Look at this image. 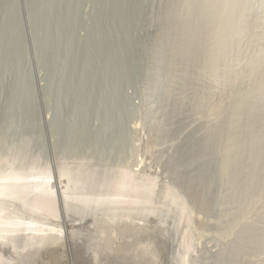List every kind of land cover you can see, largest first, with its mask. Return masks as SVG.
I'll list each match as a JSON object with an SVG mask.
<instances>
[{"label":"rangeland","instance_id":"374dc122","mask_svg":"<svg viewBox=\"0 0 264 264\" xmlns=\"http://www.w3.org/2000/svg\"><path fill=\"white\" fill-rule=\"evenodd\" d=\"M225 1L0 0V170L49 173L60 223L1 264H174L182 236L264 264V0ZM123 173L132 201L100 203Z\"/></svg>","mask_w":264,"mask_h":264},{"label":"bare ground","instance_id":"6f19581e","mask_svg":"<svg viewBox=\"0 0 264 264\" xmlns=\"http://www.w3.org/2000/svg\"><path fill=\"white\" fill-rule=\"evenodd\" d=\"M228 1V0H227ZM225 1V2H227ZM235 1V0H234ZM237 1V0H236ZM251 1V0H250ZM249 1V2H250ZM232 2V1H231ZM230 2V3H231ZM218 3V2H217ZM251 3V2H250ZM223 4V2H222ZM221 4V6H222ZM226 3H224L223 6H225ZM234 4V3H233ZM233 4L231 3V6H233ZM240 4V3H239ZM210 5V4H208ZM229 5V2H228ZM227 5V6H228ZM217 6V5H216ZM219 6V7H221ZM235 6V5H234ZM239 7V5H236ZM210 7V6H209ZM242 7V6H241ZM223 8V7H222ZM228 8V7H227ZM234 8V7H233ZM233 11V10H232ZM201 15V14H200ZM217 16V15H216ZM199 17V16H198ZM223 20V19H222ZM220 23V21H219ZM242 23V22H241ZM217 24V23H216ZM202 25V24H201ZM195 26V25H194ZM235 28V27H234ZM202 29V28H201ZM198 30V29H197ZM57 31V30H56ZM224 40V39H223ZM3 46V45H2ZM238 50V49H237ZM105 66V65H103ZM110 66V65H109ZM118 66V65H117ZM226 82V81H225ZM116 91V90H115ZM126 97V96H125ZM147 103V102H146ZM145 105V104H144ZM238 124V123H237ZM230 165V164H229ZM31 168V167H30ZM24 169V168H23ZM65 174V173H64ZM138 175V174H137ZM147 175V174H146ZM62 176V175H60ZM64 176V175H63ZM68 176V174H67ZM120 176V175H119ZM53 177H51V175L49 173H43L40 171H36L34 169H30V170H24L22 171V169H17L14 167H9L7 166L5 169L0 170V245L2 243L5 242V240L8 238V233L9 232H13V233H20L22 231H25L26 234L30 237L31 240L37 241L39 238L42 237V235H40L41 232L47 230L46 228H44V226L46 224H52L54 226H59L60 223L58 224V222L56 221L51 222V223H47V219H49V215H51L52 210L54 211V207H55V190L52 187V183H51V179ZM73 177H71L70 175L68 177H66V179H68L65 183V188L67 189L69 187V190L66 192L69 195V198L71 199H77L80 200L79 202H85L86 198L84 196H80V194L78 192L75 191V187H78L77 185H81V181L79 179V181L77 180H72ZM63 179V178H62ZM132 177L130 176V174H126L123 173L121 175V177H118L117 180H114V191L112 193L110 192H105L102 191L99 195H102L101 197H105V198H101L100 203H109L110 205H112L113 208L119 209V208H123L124 206L127 204H129L133 198V194L135 196V191H137L139 189V187H135L136 183L134 181V179H132ZM260 179V178H259ZM78 181V182H77ZM138 181V180H137ZM146 181V180H145ZM77 183V185L75 186V184ZM79 183V184H78ZM135 183V184H134ZM143 184V183H141ZM140 185V184H139ZM168 185V184H167ZM72 187V190L70 189ZM75 186V187H74ZM109 186V184H108ZM148 186V185H147ZM154 186V185H153ZM61 187V186H60ZM80 188V187H79ZM83 188V187H82ZM81 188V189H82ZM111 188V187H110ZM149 187H146L143 190V187L140 189L142 192L146 193L148 192ZM161 188V187H160ZM167 189V188H166ZM74 190V191H73ZM112 190V189H111ZM171 191V190H170ZM65 193V192H64ZM65 193V194H66ZM149 193V192H148ZM169 193V192H168ZM170 200L172 199L173 202L176 201L175 200V196L173 197L170 193ZM139 194V193H138ZM141 194V193H140ZM84 195V193H83ZM137 195V194H136ZM145 195V194H144ZM143 196V195H142ZM151 196H153V193H151ZM127 197V198H126ZM144 197V196H143ZM166 198V196H165ZM149 199V198H148ZM160 199V198H158ZM253 200V199H252ZM63 201V198H62ZM167 201H169L167 199ZM66 202V201H65ZM139 202V201H138ZM172 202V201H171ZM253 203V202H252ZM174 204V203H173ZM178 203H176L177 205ZM182 204V203H181ZM179 204V205H181ZM255 204V202H254ZM122 205H124L122 207ZM252 205V204H251ZM182 206V205H181ZM239 206V205H238ZM248 206V205H247ZM27 207L28 210L30 212L24 211L22 208ZM178 207V205H177ZM9 208H14L13 213L15 211V209L21 208L20 210L23 211L22 214L17 213V214H6L5 213V209H9ZM127 208V207H125ZM247 209V208H246ZM130 210V209H129ZM10 211L12 212V210L10 209ZM18 211V210H16ZM15 211V212H16ZM10 212V213H11ZM55 212V211H54ZM126 212V211H125ZM151 212V211H149ZM181 212V211H180ZM55 215V214H54ZM236 217V216H235ZM242 218V217H240ZM178 219V218H177ZM240 220V219H239ZM238 220V221H239ZM175 221V220H174ZM178 222V221H177ZM200 222V221H199ZM235 223V222H234ZM249 225V224H248ZM177 228V227H176ZM63 229V228H62ZM61 228H58L57 231L58 232H63ZM164 229V228H163ZM263 229V228H262ZM48 230H53V229H48ZM180 230V229H179ZM241 229H239L240 231ZM189 231V230H188ZM205 232V230H203ZM28 232V233H27ZM220 233V232H219ZM135 235V234H134ZM171 235V234H170ZM177 235V234H176ZM181 235H183L181 233ZM138 236V235H137ZM135 236V237H137ZM141 236V235H139ZM200 236V235H199ZM112 237V236H111ZM110 237V238H111ZM129 237V236H128ZM143 237V236H142ZM155 237V236H154ZM164 237V236H163ZM161 237V238H163ZM168 237V236H167ZM141 238V237H140ZM144 238V237H143ZM186 238V237H184ZM213 238V237H212ZM242 237H240L241 239ZM165 239V238H164ZM181 239V240H180ZM179 241H181V243L177 241H174L176 243V247L177 249H175V254L173 253L174 256V264H190V260L189 257L187 258L186 254L183 252L184 247L183 246V242L185 239H183V236L180 237ZM183 240V242H182ZM199 240V239H198ZM205 240V239H204ZM234 240V239H233ZM237 240V239H236ZM168 241V240H167ZM212 241V240H211ZM240 241V240H239ZM110 242V241H109ZM117 242V241H116ZM162 242V241H160ZM166 242V241H165ZM170 242V240H169ZM169 242H166V244H168ZM178 242V243H177ZM238 242V241H237ZM236 242V243H237ZM107 243V242H106ZM115 243V242H114ZM119 243V242H117ZM163 243V242H162ZM165 244V243H164ZM189 244V243H188ZM203 244V243H202ZM116 245V244H115ZM121 244H119L120 246ZM125 245V244H124ZM182 245V246H181ZM187 245V244H186ZM231 245V244H230ZM118 246V245H117ZM129 246V245H128ZM153 246V245H152ZM175 246V245H174ZM179 246V247H178ZM205 246V245H204ZM217 246V245H215ZM106 247V246H105ZM104 247V248H105ZM108 247V246H107ZM111 247V246H109ZM108 247V248H109ZM236 247V246H235ZM234 247V248H235ZM103 248V249H104ZM165 248V247H164ZM188 247L186 246V249ZM204 248V247H203ZM102 249V248H100ZM137 249V248H136ZM196 249V248H195ZM209 249V248H208ZM211 249L213 250L212 246ZM217 249V248H216ZM107 250V249H106ZM229 250V249H228ZM231 250V249H230ZM105 252V250H102ZM113 251V250H112ZM132 251V250H131ZM130 251V252H131ZM159 251V250H158ZM157 251V252H158ZM165 251V250H163ZM174 251V250H173ZM232 251V250H231ZM243 251V250H242ZM161 252V251H159ZM156 253L159 254L160 253ZM189 251H187L188 254ZM215 252V251H214ZM100 253V252H98ZM106 254L109 252H105ZM104 253V254H105ZM249 253V252H248ZM103 254V253H102ZM252 254V253H251ZM236 255V254H235ZM110 256V255H108ZM115 256V255H114ZM133 256V255H132ZM161 256V255H160ZM97 257V256H96ZM103 257V256H102ZM107 257V256H105ZM155 257V256H153ZM171 257V259H172ZM179 257V258H177ZM227 257V256H226ZM114 258V257H113ZM116 258V257H115ZM114 258V259H115ZM105 259V258H104ZM111 259V258H110ZM136 260V258L133 256L132 260ZM126 260H130L131 258ZM146 260V259H145ZM149 260V259H148ZM153 260V259H152ZM163 260V259H162ZM160 260V261H162ZM169 260V259H168ZM143 261V260H142ZM170 261V260H169ZM1 260H0V264H1ZM149 262V261H147ZM165 260L162 262L164 264ZM215 262V261H214ZM127 263V262H125ZM150 263V262H149ZM146 263V264H149ZM205 263V262H204ZM138 264V263H137ZM139 264H142L141 262ZM154 264V263H153ZM157 264V263H156ZM170 264V263H169Z\"/></svg>","mask_w":264,"mask_h":264}]
</instances>
